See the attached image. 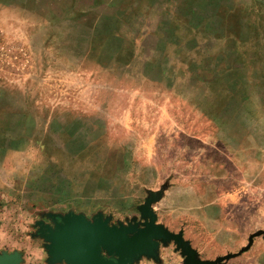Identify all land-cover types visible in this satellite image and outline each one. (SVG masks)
<instances>
[{
	"label": "rangeland",
	"instance_id": "374dc122",
	"mask_svg": "<svg viewBox=\"0 0 264 264\" xmlns=\"http://www.w3.org/2000/svg\"><path fill=\"white\" fill-rule=\"evenodd\" d=\"M126 14L135 21L131 31L141 33L135 37L138 45L143 44V38L150 33L147 25L157 29L161 38L168 39L163 29L170 31L172 28L179 32L172 36L178 43L202 42L205 49L200 58L196 54L193 56L201 62L202 78L205 75L209 78L205 67L213 69L216 65L209 57L221 53L217 66L218 99L219 104L228 106V119L239 124L249 119L253 121L250 125L259 124L264 119V0H0V85L20 91L26 107L37 109L38 114L49 112V108L57 109L59 115L71 110L73 118L82 115L87 116L84 120L93 125L101 123L99 132L104 131V135L99 136L101 142L97 144L93 138L92 146L84 153V144L80 140L74 144L68 141L65 146L61 143L64 140H60L64 138L57 135L56 141L59 152L66 156L65 148L71 145L66 149L72 156L60 155L69 171L87 166L92 172L104 168L109 171L116 165L121 168L120 179L111 177L105 180L114 183L118 193L98 191L90 194L91 203L85 208V214L91 216L102 205V212L111 215L114 222L137 216V207L144 203L148 193L159 192V198L151 203L152 207L162 198L168 184L163 178H157V171L154 170V177L150 170L147 174L144 172L145 147L140 141L133 140L130 125L135 126L137 119L141 124V119L144 120L142 110L148 105L194 106L181 96L140 95L141 83L137 80L141 77H130L136 70L140 72L138 63L134 64L137 69L122 66L110 71L102 69L91 59L108 61L97 32H101L106 23L109 25L116 17ZM190 48L186 53L193 54ZM167 51L172 50H164L166 60ZM136 52L142 53L139 48ZM85 56H89L90 61L85 60ZM145 72L157 74L151 64L147 65ZM222 78H228L229 82L225 84ZM149 100L152 101L150 104L147 103ZM259 105L260 110H257ZM202 106L205 107L204 99ZM176 117L183 116L179 113ZM184 118L181 120L186 121ZM123 144H129V151L120 152L115 157L110 154L114 153L113 148L119 152ZM30 150L38 153L40 149ZM224 153L223 148L218 147L217 156L220 158ZM166 164L160 162L159 168L164 171ZM185 166L187 173L193 163ZM233 175L237 177L240 172L235 171ZM101 184H104L103 180ZM149 186H155L156 190ZM110 188L116 187L110 183ZM6 191L0 188V209L3 207L0 218L2 212L5 216L0 219V232L10 236V240L8 237L5 241L0 239V251L20 247L27 256L21 264H47L46 259L39 258V255L42 257L40 251L43 255L46 253L42 239L31 235L37 220L44 218L48 221L39 212L41 206L27 195L21 198L17 192ZM245 196L255 203L241 204L238 200L231 206H250L255 210L241 211L232 207L216 212L218 236H209V231L204 228L201 244L197 243L199 249L194 248L198 258L213 259L216 255L237 252L248 244L249 236L255 234L247 250L223 262H256L258 253L264 249V225H260L259 220L264 215L257 211L258 197ZM237 197L241 198L240 193ZM69 205L66 202L58 204L56 211L52 212H81ZM193 230L198 232L199 228L193 227Z\"/></svg>",
	"mask_w": 264,
	"mask_h": 264
},
{
	"label": "crops",
	"instance_id": "0c3cea01",
	"mask_svg": "<svg viewBox=\"0 0 264 264\" xmlns=\"http://www.w3.org/2000/svg\"><path fill=\"white\" fill-rule=\"evenodd\" d=\"M134 26L135 21L127 14L116 17L109 25L106 23L105 28L97 33L108 61L91 59L102 69L108 68L110 71L122 66L136 67L134 64L138 63L140 72L136 70L130 77H141L137 80L141 83L140 95L144 93L170 98L176 95L194 105L186 108L148 105L142 110L144 120L141 119V124L137 119L135 126L129 125L133 140L140 141V145L145 147L147 160L144 172L147 174V170H150L154 177L155 170L158 172L157 178L161 177L168 183L162 198L151 207L157 216L156 222L172 232H178L181 228L184 238L198 250L204 228L209 231V236H218L216 212L233 208L241 211L251 208L255 210L250 206H231L238 200L241 204L255 203L244 195L257 196V211L264 215V119L253 125H250L253 121L249 119L244 124L228 119L230 110L227 105L219 104L218 99L217 66L221 53L209 57L215 60L216 65L213 69L205 67L209 71V78L206 75L202 78L201 62L193 57L196 54L200 58L205 49L202 42L178 43L172 36L179 32L172 28L170 31L163 29L168 39L164 36L161 38L157 29L147 25L146 29L150 33L143 38L145 42L138 45L135 37L141 33L131 31ZM189 47L193 54L186 53ZM138 48L141 54L136 52ZM167 48L174 54L167 51L166 60L164 50ZM85 58L90 61L89 56ZM148 64L157 72L156 75L145 72ZM222 79L225 84L229 82L228 78ZM203 99L205 107L202 106ZM259 108L260 105L257 110ZM37 111L26 107L20 91L0 85V188L17 192L21 198L27 195L29 199L36 200L39 207H42L39 210L42 214L56 211L57 205L63 202L69 203L70 208L76 211L86 213L85 208L91 203L90 194L101 191L116 195L117 186L110 182L116 187L110 188L109 181L105 180L111 177L120 179L121 168L116 165L109 168L112 169L109 171L104 168L92 172L87 166L78 171H69L61 159L63 153L59 152L56 141L57 135L64 138L60 140H64L61 143H65V146L68 141L74 144L80 140L84 144V153L92 146L93 138L97 144L101 142L99 136L104 135V131L99 132L101 123L93 125L89 120H84L87 116L82 115L73 118L71 110H65V115H59L57 109L49 108V112L42 111L39 114ZM179 113L182 118L186 117V121L176 117ZM128 145H120L122 147L119 152L113 148L114 153L110 154L115 157L120 152H127ZM37 147L40 149L38 153H32L30 149ZM218 147H222L225 152L220 158L217 156ZM66 148L68 154L63 155L68 158L72 155ZM160 162L167 163L164 171L159 168ZM186 163H193L187 173ZM235 171L240 172V175L235 177ZM102 180L104 184H101ZM150 188L156 190L155 186ZM101 206L97 211H103ZM0 210L3 211V207ZM3 215L2 212L1 218L5 217ZM259 220L260 225H264V217ZM193 227L199 228V231L195 232ZM7 237L0 232L1 240L5 241ZM4 250L19 251L21 263L27 259L25 251L21 252L20 247ZM39 253L42 256L39 255V258L45 261L47 254ZM156 253L155 259L143 255L134 264H184L183 256L173 241H159ZM247 264H264V249L258 253L256 262L249 260Z\"/></svg>",
	"mask_w": 264,
	"mask_h": 264
},
{
	"label": "water",
	"instance_id": "95a60500",
	"mask_svg": "<svg viewBox=\"0 0 264 264\" xmlns=\"http://www.w3.org/2000/svg\"><path fill=\"white\" fill-rule=\"evenodd\" d=\"M137 209L139 216L112 221L111 215L97 211L91 216L68 210L45 212L35 222L31 233L43 241L47 264H134L141 256L156 258L159 241H173L183 256L184 264H220L247 250L253 241L237 252L226 253L213 259L198 258L196 250L183 236V231L172 232L156 222L151 203L160 193L149 192ZM19 251L0 252V264H21Z\"/></svg>",
	"mask_w": 264,
	"mask_h": 264
}]
</instances>
